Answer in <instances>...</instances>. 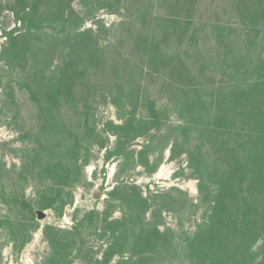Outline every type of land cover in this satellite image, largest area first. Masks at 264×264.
Returning a JSON list of instances; mask_svg holds the SVG:
<instances>
[{
	"label": "rangeland",
	"instance_id": "1",
	"mask_svg": "<svg viewBox=\"0 0 264 264\" xmlns=\"http://www.w3.org/2000/svg\"><path fill=\"white\" fill-rule=\"evenodd\" d=\"M16 1L0 264H264V0Z\"/></svg>",
	"mask_w": 264,
	"mask_h": 264
},
{
	"label": "trees",
	"instance_id": "2",
	"mask_svg": "<svg viewBox=\"0 0 264 264\" xmlns=\"http://www.w3.org/2000/svg\"><path fill=\"white\" fill-rule=\"evenodd\" d=\"M24 1L25 0H17L16 1V3H15V5L14 6H11V5H8L7 6V9H9V10H11V11H13V13H15V14H19V13H21V11H22V9H24ZM2 5L0 4V7H1ZM83 51H85L84 49H83ZM79 59H81V56H80V58ZM78 63L76 62V60H69V62L66 64L67 66H75V65H77ZM82 73V72H81ZM80 73V74H81ZM81 76H82V74H81ZM71 95H73V94H68V97H72ZM53 105L55 106V105H58V103H53ZM118 146H119V144H120V146H122V148H124V146H125V144H127V142H128V140H125V139H118ZM51 166V162H48V167L47 168H49ZM144 204H147L146 202L144 203ZM148 205V204H147ZM252 230V229H251ZM252 232L255 234V231L254 230H252Z\"/></svg>",
	"mask_w": 264,
	"mask_h": 264
},
{
	"label": "bare ground",
	"instance_id": "3",
	"mask_svg": "<svg viewBox=\"0 0 264 264\" xmlns=\"http://www.w3.org/2000/svg\"><path fill=\"white\" fill-rule=\"evenodd\" d=\"M163 171H164V168H162V169L158 172L157 176H159V177L162 176Z\"/></svg>",
	"mask_w": 264,
	"mask_h": 264
},
{
	"label": "water",
	"instance_id": "4",
	"mask_svg": "<svg viewBox=\"0 0 264 264\" xmlns=\"http://www.w3.org/2000/svg\"><path fill=\"white\" fill-rule=\"evenodd\" d=\"M44 216L41 214L40 218H43Z\"/></svg>",
	"mask_w": 264,
	"mask_h": 264
}]
</instances>
